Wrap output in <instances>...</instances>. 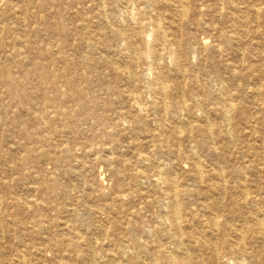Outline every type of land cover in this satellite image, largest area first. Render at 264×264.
Masks as SVG:
<instances>
[{
    "label": "rangeland",
    "instance_id": "rangeland-1",
    "mask_svg": "<svg viewBox=\"0 0 264 264\" xmlns=\"http://www.w3.org/2000/svg\"><path fill=\"white\" fill-rule=\"evenodd\" d=\"M222 1L225 6L220 15H228L226 2L230 0ZM182 2L0 0V214L13 219L15 204H19L18 216L22 218L36 214L40 220L44 216L62 220L74 208L84 226L96 220L102 229L105 227L104 235L95 239L96 245L112 244L117 234L111 217L118 219L121 215L117 210L101 208L123 203L130 212L138 210V221L145 231H139L136 239L145 249L137 254L128 249L114 256L95 252L94 264H151L153 257L160 264L162 245L171 248L175 244L164 233L151 231L156 225L170 226L165 212L172 200L188 208L213 200L221 204L220 215L228 213L230 204H264V160L254 162L230 153L232 148L245 145V139L229 150L225 148L218 135L222 113L216 104L217 94L225 90L232 98L229 127L244 131L239 116L249 115L255 105L249 101L250 85L242 79L237 81L234 70L240 76L247 75L258 61L256 57L245 59L242 52L245 54L246 48L235 54L229 46L247 42L259 45L264 54V35H260L264 27L251 22L239 25L234 33L231 25L215 22L223 29L216 32L220 35L215 41L216 33L204 24L210 19L205 4L219 5L221 0ZM181 4L184 14L179 18ZM244 4L237 5L241 9ZM259 13L264 15V9ZM245 14L239 12L238 18L244 19ZM157 18L165 35L161 44H155L158 41L147 31ZM138 19L144 28L136 34ZM120 27L127 28L132 47L116 35ZM224 37L229 42H224ZM49 45L55 46L47 52ZM179 46H191L196 53L184 51L175 66L169 49L178 51ZM107 56L132 74L134 85L122 76L124 79L114 86L116 75L105 63ZM125 62L128 66L124 67ZM156 69L164 83L163 93L154 83ZM191 79L205 85L207 98L201 106L196 104L201 96L194 91ZM261 83L264 88V80ZM10 87L15 94L9 92ZM119 88L131 90V107L124 116L118 114L128 109ZM163 100L166 109L161 107ZM202 105L211 123L207 132L203 130L208 122L202 117ZM258 116L262 126L264 111ZM261 130L264 135V126ZM138 151L148 156L151 165L146 167L147 177L136 179L129 174L135 170L134 155ZM194 159L198 160V170L192 165ZM251 164L255 165L253 169ZM167 174L170 183L164 181ZM53 178L60 181V186L49 192L46 186ZM221 185L226 190L218 188ZM119 186L127 191L117 195ZM241 186L246 188L247 198L241 196ZM144 203L148 205L143 208ZM33 204H37V210ZM42 222H36V228L42 226L47 233L51 228L44 219ZM11 227L12 223L8 224L4 234ZM182 229L186 234L191 227L184 223ZM22 235L27 234L22 231ZM42 235L32 233L35 246L27 258L29 263L55 264L63 259V264H82L64 253L58 252L60 257H56ZM45 238L53 243L54 232ZM0 241L7 245V236ZM254 244L258 252H263L261 242ZM191 245L196 246L193 242Z\"/></svg>",
    "mask_w": 264,
    "mask_h": 264
},
{
    "label": "bare ground",
    "instance_id": "bare-ground-1",
    "mask_svg": "<svg viewBox=\"0 0 264 264\" xmlns=\"http://www.w3.org/2000/svg\"><path fill=\"white\" fill-rule=\"evenodd\" d=\"M146 1L148 2V0ZM182 1L183 0H181V3H183ZM240 2L245 3L241 9L237 5ZM230 3H232V5ZM220 4H205L206 12L210 11V19L208 20V22H204V24L208 28H210V31L212 30L213 33H216L219 30H223L221 25H217L215 23H218L219 21L226 27L231 25V28H233L232 31H234V33H237L236 30L239 25H248V23L251 22L257 23L258 26L264 27V15H261L259 13L260 8L264 9V0L227 1V10L230 9L228 11V15H220L221 9H223L225 6L222 0ZM181 6V9L177 10V16L179 18H181V16L184 14V5L181 4ZM242 11L246 13L244 19L238 18L239 12ZM135 23L136 24L134 28L136 29V34L141 30L143 31V21L141 19H138ZM201 24L202 23L200 21L197 22V25L200 27ZM126 30L127 28L120 27L116 30V35L127 41L129 47H132L133 42H131V39L128 37ZM147 31L148 34H152L155 40L158 41L155 42V44H161L162 38L163 40L165 38V35L161 29L159 18H157V20H154L152 28L147 29ZM219 35L220 34L217 35V33L216 35H214L215 41L219 40V38H217L219 37ZM260 35H264V30ZM149 37H151V35ZM223 40L224 42H229V40H227L225 37ZM175 42H181V40L175 39ZM53 46L55 45H49V49L47 50V52L52 51ZM216 46H218V44H216ZM56 47L60 49L61 45L58 44V46L56 45ZM244 48H246V53L244 54L242 52V55L247 61L254 60L256 57V60L258 61L257 66H254V64H252L247 75L240 76L237 70H234V75L237 81L242 79L245 84L250 85V100H248L250 101V103L255 105V110H252L253 112H250L249 115H244L243 117L239 116L243 120L242 128L244 131H241V128L239 129L236 127H229L231 126L229 123V114L232 109V98L228 93L225 92V90H220L216 96V104L218 105V109L222 113V121L221 125L218 127V135L220 136V138H222L224 146L225 148H227V150H229V148L232 147L233 144L237 143L238 140L245 139V145L235 149L232 148L233 150H231L230 153L233 152L234 157L236 156L237 158H250V160L257 162L258 160H264V135L261 130V127H263L264 124L260 126V118L258 116L259 112L264 111V88L261 83L262 80H264V54L260 51V49H258L259 45L253 46L248 44L247 42H236L235 44L229 46V50H231V52L235 54L241 49L243 51ZM184 51L192 52L194 54L196 53L191 46H187L186 48H182V46H179L178 51H176L174 47L169 49V58L173 63H175V66L177 65V58L182 55ZM106 60L107 61L105 63L110 66L115 72L116 76L114 78L115 80H113L115 87H117L116 82L124 78L125 81H127L131 85H134L132 74L128 72L127 69L122 70L121 67L119 68L120 64L118 63L119 65H117L115 63L118 62L117 60L114 61L115 59L109 58V56L106 57ZM122 66L125 67L128 65L125 62ZM178 71L180 73L179 68ZM253 72H255V74ZM154 73V83L157 85V88L159 87L158 89L162 93L163 91L165 92L164 83L161 79L160 71L156 69L154 70ZM122 76H124V78ZM190 81L194 91L201 96V99L196 102L197 106H201L202 102L205 100V98H207L204 91L205 85L201 83L196 84V82H194V79H191ZM118 91L120 97L125 102L128 108L127 110H123L118 113L120 116H124L129 113V108L131 107V105L128 104V97L131 90L119 88ZM9 92L15 94L12 92V87L9 88ZM182 95L183 94H181V97ZM162 102L163 103L161 107L166 109V101L163 100ZM202 106L203 107H200L202 110V117L205 122H208L203 130L207 132L208 129H210L211 123H209L208 120L207 108L204 105ZM239 112L240 109L237 111V113ZM135 120L140 121L142 120V117H135ZM223 155L226 156V154ZM134 156L135 170H133V172L129 174L130 177H135L136 179L147 177L145 173L146 167L151 165L148 156L140 151H138ZM192 165L196 170L199 169V163L197 159L193 160ZM254 166L255 165L251 164V169H253ZM216 175L220 176V172H217ZM164 181L170 183L171 179L168 174L164 176ZM59 186L60 181L53 178L46 186V190L50 192V190L58 188ZM241 187V189L238 188V190H240L241 196L247 198L248 193L246 191V188L244 186ZM218 188L226 190V187L224 185L218 186ZM230 188L231 187L227 189ZM125 191H127L126 188H122V186H119L116 190V194L118 195L121 193H125ZM33 205V207L37 210L38 207L35 206L37 204ZM146 205L148 204L144 203V205L141 207L144 208L146 207ZM220 205L221 204H215L212 200L210 204H195L194 208H188L186 204H177L175 200H172L167 206V210L165 212V216L170 221V226L165 227L162 225H156L152 229V231L151 229H148L147 231H151L154 233L157 232L158 234L164 233L168 237L169 241L172 244H175V247L171 248L169 246L167 247L162 245L163 251L161 254L160 264H263L264 204H230L229 211L226 215H220ZM15 206L16 213L13 219V216H8V214H0V240L2 236H7V245H3L0 241V264H36L34 262L29 263L27 260L28 256L33 253V247L35 246V244L32 240H34L35 238H32V233L36 232L43 234L42 241H44V244L48 247V249H52L53 251H55V253L57 254H55L56 257H60L58 252L61 254L64 253L70 258L80 259V262L82 264H94L95 252L103 251L110 254L111 256H114L115 254L119 255V253L125 254L128 249H131L135 254L142 252L145 249L143 247V244L136 239V235L139 231L143 233L145 231L143 226L138 221V210L137 208H133V210L130 212L128 211V207L123 203L105 204L101 208L103 209V211H108L110 209L117 210V214L121 215V217H118V219L111 217L110 222L114 226L116 225L115 232L117 234V241L112 244L108 242L107 244L102 243L98 245L95 244V239L99 237V235H104L105 227L102 229L101 227L103 226L100 227V223L99 225H97L98 222L96 220H91L90 223L88 222L86 226H84V222L76 218V210L74 208H72V211L70 210L71 213L67 219H49L43 215L44 221H46L48 226L51 228L50 231L45 233L44 227L40 226L36 228V222H39L41 225H43V219H36V214H32L27 218H22L18 216L20 205L15 204ZM27 206H29V204ZM183 222L185 223V225H187L188 229H190L191 227L189 232H187L186 234L182 233V225L184 224ZM10 223H12V227L9 228L8 233L4 234L5 228ZM59 228H62L63 230H60ZM33 230H35L36 232ZM22 231L26 232V237L22 235ZM51 231L54 232L55 244L54 242L51 243V240L45 238V235H48ZM182 237L185 238V241L181 240ZM257 241L261 242L262 244L263 252L261 253L257 251V248L254 244ZM178 242H181L180 245H178ZM192 242L196 246L191 245ZM109 245H112V247H109ZM8 250L10 251V255L9 253H7ZM38 250L40 249H36L35 251ZM245 259H248L249 261H245L246 263H244ZM116 260L118 262L120 261L119 259ZM155 260L156 258L154 259L153 257V261L151 264H156ZM63 262H66V260L63 261V259H57L55 264H63Z\"/></svg>",
    "mask_w": 264,
    "mask_h": 264
}]
</instances>
